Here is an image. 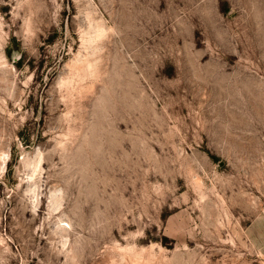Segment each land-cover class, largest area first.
Returning <instances> with one entry per match:
<instances>
[{"label":"rangeland","instance_id":"obj_1","mask_svg":"<svg viewBox=\"0 0 264 264\" xmlns=\"http://www.w3.org/2000/svg\"><path fill=\"white\" fill-rule=\"evenodd\" d=\"M0 264H264V0H0Z\"/></svg>","mask_w":264,"mask_h":264}]
</instances>
